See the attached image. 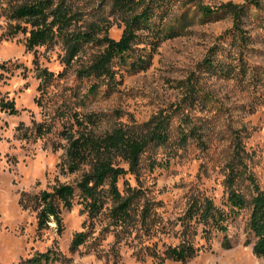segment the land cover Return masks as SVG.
Segmentation results:
<instances>
[{"label": "rangeland", "instance_id": "374dc122", "mask_svg": "<svg viewBox=\"0 0 264 264\" xmlns=\"http://www.w3.org/2000/svg\"><path fill=\"white\" fill-rule=\"evenodd\" d=\"M19 1L0 0V104L13 100L17 109L9 113L0 107V264H32V257L45 252L53 256L41 264H264V254H255L252 242L245 243L249 206L228 215L232 245L227 248L221 245V233L205 237L201 223L192 220L187 228L181 223L193 199L204 196L229 213L226 177L229 163L239 164L238 156L242 169L264 190V0L260 8L250 5L243 16L245 38L235 32L229 14L202 21L191 6L192 22L183 33L162 39L152 50L146 46V67L122 66L115 88L101 82L94 93L88 91L91 80L78 70L102 46L84 44L69 62L60 39L27 50V33H8L11 25L26 24L8 16L9 4ZM110 1L73 3L85 21L97 15L112 21L108 33L118 38L122 27L109 12ZM200 1L215 5L228 0ZM180 11L174 7L167 23ZM208 56L220 70L204 64ZM43 67L51 72L46 78L38 75ZM157 112L170 115L168 140L150 144L137 172H126L117 181L123 194L128 186L140 189L126 225L116 224L110 215L114 200L106 181L96 214L88 213L77 193L71 208L62 209L60 229L53 219L38 226V196L62 183L76 184L89 170L87 163L69 170L71 135L102 134ZM90 113L97 115L93 122L84 120ZM233 188L250 198L245 175L236 177ZM80 231L85 237L71 250ZM183 238L200 247L197 254L184 261L166 257L167 246Z\"/></svg>", "mask_w": 264, "mask_h": 264}, {"label": "trees", "instance_id": "16d2710c", "mask_svg": "<svg viewBox=\"0 0 264 264\" xmlns=\"http://www.w3.org/2000/svg\"><path fill=\"white\" fill-rule=\"evenodd\" d=\"M250 5L260 8L263 3L260 0L244 2L228 0L212 5L200 0H111L109 12L117 26L122 27L120 36L114 38L108 33L112 21L106 20L103 15L85 21L81 11L75 8L73 0H21L9 4L8 16L23 20L26 24L11 25L8 33L10 36L20 31L27 33L24 41L27 50L60 39L65 47L67 62L84 44L91 42L102 46L90 62L78 70V75L91 80L88 91L94 93L101 82L107 85V89L115 88L119 82L117 73L122 66L129 69L146 67L149 62V51L146 46L152 50L162 39L183 33L192 22L188 17L191 6L200 14L202 21L216 20L224 14H229L233 19L235 32L245 38L241 23ZM174 7L180 8L181 11L174 14L172 23L168 24L166 18ZM139 43L144 45L139 46ZM204 64L220 70L219 62H215L211 56L205 58ZM0 66L4 64L1 63ZM50 74L46 67L38 71L41 78H46ZM0 107L7 109L9 113L17 112L13 100L2 102ZM96 117L95 113H90L84 120L93 122ZM84 120L76 119V122L80 125L86 124ZM169 124V113L157 112L141 123L120 124L102 134L80 131L77 135H71L66 150L69 170L74 171L84 163L89 164V170L76 184L62 183L51 191H43L38 196L40 200L38 226L47 225V222L53 219L60 229L62 209L71 208L77 193L82 197L88 213L96 214L104 202L103 184L106 181L109 184L108 192L114 200L110 215L116 224L126 225L131 218L133 200L139 195L140 189L128 186L127 193L123 194L118 189L117 181L126 172H137L140 157L150 144H160L168 140ZM182 138H185V133H182ZM119 161L127 163V167L121 165ZM150 162L152 166L155 165L152 160ZM237 162L239 163L237 165L229 163V174L226 177L228 184L226 204L229 206V213L215 205L212 198L204 196L193 199L185 215L181 217V223L185 228L191 226L192 220L201 223L202 234L205 237H209L211 231L221 233V245L227 248L232 245L225 222L228 215H236L240 209L249 206L245 243L252 242V251L262 255L264 190L252 173L242 169L243 162L240 156ZM241 175H245L251 184L249 199L233 188L236 177ZM84 237V232H76L71 240L70 249H76ZM199 249L200 247L192 241L183 238L178 244L168 245L165 256L184 261L196 255ZM52 256L53 253L50 255V252L41 253L37 257H32L31 262L41 264L43 259L48 260Z\"/></svg>", "mask_w": 264, "mask_h": 264}]
</instances>
